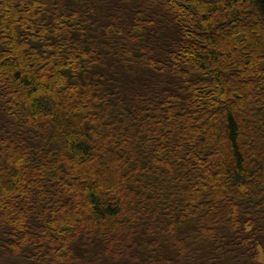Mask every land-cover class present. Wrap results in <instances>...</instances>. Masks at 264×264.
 <instances>
[{
    "label": "trees",
    "instance_id": "1",
    "mask_svg": "<svg viewBox=\"0 0 264 264\" xmlns=\"http://www.w3.org/2000/svg\"><path fill=\"white\" fill-rule=\"evenodd\" d=\"M0 264H264V0H0Z\"/></svg>",
    "mask_w": 264,
    "mask_h": 264
}]
</instances>
